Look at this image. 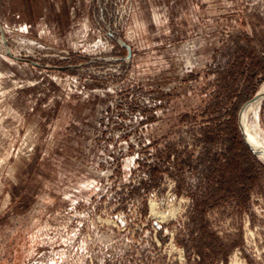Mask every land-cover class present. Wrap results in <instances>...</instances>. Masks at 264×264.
Returning <instances> with one entry per match:
<instances>
[{
	"label": "rangeland",
	"instance_id": "1",
	"mask_svg": "<svg viewBox=\"0 0 264 264\" xmlns=\"http://www.w3.org/2000/svg\"><path fill=\"white\" fill-rule=\"evenodd\" d=\"M263 90L264 0H0V264H264Z\"/></svg>",
	"mask_w": 264,
	"mask_h": 264
},
{
	"label": "bare ground",
	"instance_id": "2",
	"mask_svg": "<svg viewBox=\"0 0 264 264\" xmlns=\"http://www.w3.org/2000/svg\"><path fill=\"white\" fill-rule=\"evenodd\" d=\"M264 94V90L263 91H261V92H259V95H260V97L262 96ZM259 97V98H260ZM258 99V98H257ZM254 103H255V105H256V103H258L257 101H255V102H252L249 106H248V108H245L244 109V111H243V113H242V120H243V132H244V135H245V137H246V140H247V142L249 143V145L252 147V148H254L257 152H261V153H263L264 152V147H262V145H260L259 144V142L255 139V137L251 134V133H249V131L246 129V127H245V115L248 113V111H249V109L254 105ZM154 214V213H153ZM236 264V263H235Z\"/></svg>",
	"mask_w": 264,
	"mask_h": 264
},
{
	"label": "water",
	"instance_id": "3",
	"mask_svg": "<svg viewBox=\"0 0 264 264\" xmlns=\"http://www.w3.org/2000/svg\"><path fill=\"white\" fill-rule=\"evenodd\" d=\"M259 97H260V95L257 94V95L253 98V100H255V99L259 98ZM242 135H243V139H244L245 143H246L248 146H250L249 143H248L247 140H246V137H245V135H244L243 130H242Z\"/></svg>",
	"mask_w": 264,
	"mask_h": 264
}]
</instances>
